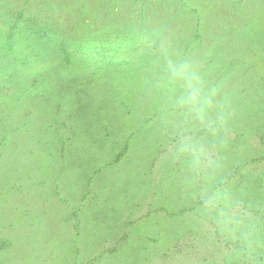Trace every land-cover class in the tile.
<instances>
[{"label": "rangeland", "instance_id": "obj_1", "mask_svg": "<svg viewBox=\"0 0 264 264\" xmlns=\"http://www.w3.org/2000/svg\"><path fill=\"white\" fill-rule=\"evenodd\" d=\"M0 264H264V0H0Z\"/></svg>", "mask_w": 264, "mask_h": 264}, {"label": "clouds", "instance_id": "obj_2", "mask_svg": "<svg viewBox=\"0 0 264 264\" xmlns=\"http://www.w3.org/2000/svg\"><path fill=\"white\" fill-rule=\"evenodd\" d=\"M169 82L181 90L178 98V105L189 111L195 118L202 123L211 122L208 120L209 114L213 110L212 91L205 87L198 72L187 63H170L168 65ZM193 166H196L202 150L196 146L189 149Z\"/></svg>", "mask_w": 264, "mask_h": 264}]
</instances>
